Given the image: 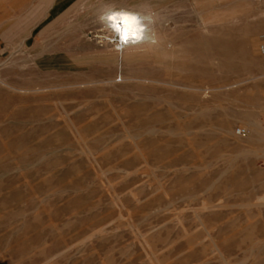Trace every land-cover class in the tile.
Listing matches in <instances>:
<instances>
[{
    "label": "rangeland",
    "instance_id": "obj_1",
    "mask_svg": "<svg viewBox=\"0 0 264 264\" xmlns=\"http://www.w3.org/2000/svg\"><path fill=\"white\" fill-rule=\"evenodd\" d=\"M262 45L264 0H0V264H264Z\"/></svg>",
    "mask_w": 264,
    "mask_h": 264
},
{
    "label": "bare ground",
    "instance_id": "obj_2",
    "mask_svg": "<svg viewBox=\"0 0 264 264\" xmlns=\"http://www.w3.org/2000/svg\"><path fill=\"white\" fill-rule=\"evenodd\" d=\"M135 11L123 7H106L105 11L102 13V16L105 17L103 21L104 28L106 27L111 33L115 34V46H119L120 51H122L124 47H138L145 42L148 44L156 39L154 35L150 34L151 29L148 28V24L146 23L147 20H149L147 22L153 23L154 15H148L144 12L145 15L144 13H138ZM113 15L116 16L115 20L108 19L109 16ZM249 139L251 141L264 143V133L255 132V135L253 137L250 136ZM261 154L264 155V151Z\"/></svg>",
    "mask_w": 264,
    "mask_h": 264
},
{
    "label": "built area",
    "instance_id": "obj_3",
    "mask_svg": "<svg viewBox=\"0 0 264 264\" xmlns=\"http://www.w3.org/2000/svg\"><path fill=\"white\" fill-rule=\"evenodd\" d=\"M261 52L264 53V45L261 46L260 48ZM246 132L244 129H237L236 130V135L238 136H245Z\"/></svg>",
    "mask_w": 264,
    "mask_h": 264
},
{
    "label": "snow or ice",
    "instance_id": "obj_4",
    "mask_svg": "<svg viewBox=\"0 0 264 264\" xmlns=\"http://www.w3.org/2000/svg\"><path fill=\"white\" fill-rule=\"evenodd\" d=\"M108 19H110V20H115V19H116V16H115V15H113V16H109Z\"/></svg>",
    "mask_w": 264,
    "mask_h": 264
},
{
    "label": "clouds",
    "instance_id": "obj_5",
    "mask_svg": "<svg viewBox=\"0 0 264 264\" xmlns=\"http://www.w3.org/2000/svg\"><path fill=\"white\" fill-rule=\"evenodd\" d=\"M104 19H105L104 16H101V17H100V20H101V21H104Z\"/></svg>",
    "mask_w": 264,
    "mask_h": 264
}]
</instances>
